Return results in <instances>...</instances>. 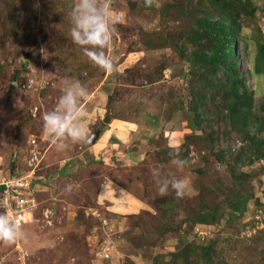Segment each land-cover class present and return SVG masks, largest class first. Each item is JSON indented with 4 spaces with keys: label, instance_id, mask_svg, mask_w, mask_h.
Masks as SVG:
<instances>
[{
    "label": "rangeland",
    "instance_id": "1",
    "mask_svg": "<svg viewBox=\"0 0 264 264\" xmlns=\"http://www.w3.org/2000/svg\"><path fill=\"white\" fill-rule=\"evenodd\" d=\"M214 1L237 14V78L209 65L220 44L196 27L218 15L209 0H111V73L73 43V0H0V183L39 177L27 239L0 242V264H264V0ZM69 80L89 91L93 133L121 122L116 165L139 215L96 200L102 168L87 164L89 145L57 150L43 134ZM173 152L188 161L182 198L161 196L153 177L175 171Z\"/></svg>",
    "mask_w": 264,
    "mask_h": 264
},
{
    "label": "clouds",
    "instance_id": "2",
    "mask_svg": "<svg viewBox=\"0 0 264 264\" xmlns=\"http://www.w3.org/2000/svg\"><path fill=\"white\" fill-rule=\"evenodd\" d=\"M151 0H145L150 6ZM70 36L73 43L81 49L83 55L105 72H116V57L111 54L113 37L117 31L111 9V0H73L69 14ZM89 96L87 87L79 80L66 82L62 95L54 108L43 115L42 132L49 137L57 150H63L69 142L91 144L92 136L85 126L87 109L84 101ZM169 163L175 171L160 165L153 170L158 193L167 195L174 191L178 198L190 195L191 180L186 175H178L188 164L179 152L169 153ZM13 181H8L11 189ZM9 192L0 194V206L6 204ZM26 232L21 223L0 211V242L15 243L25 241Z\"/></svg>",
    "mask_w": 264,
    "mask_h": 264
},
{
    "label": "crops",
    "instance_id": "3",
    "mask_svg": "<svg viewBox=\"0 0 264 264\" xmlns=\"http://www.w3.org/2000/svg\"><path fill=\"white\" fill-rule=\"evenodd\" d=\"M120 123L119 121H112L107 129L97 130L100 133L99 138L95 143L87 144L89 146L83 153L87 156V164L99 165L102 168L96 178L98 182L94 196L96 200L100 203H106L109 209L114 212H125L126 210L131 216H136L145 211V205L135 195L130 196L131 192L127 190L124 179L120 176L122 167L116 165V162L120 161V156L124 155V152L120 150L122 147L120 138L125 132L120 130L122 126ZM87 124L88 122L85 120V126L92 136L94 133ZM99 160L103 163L96 164Z\"/></svg>",
    "mask_w": 264,
    "mask_h": 264
},
{
    "label": "trees",
    "instance_id": "4",
    "mask_svg": "<svg viewBox=\"0 0 264 264\" xmlns=\"http://www.w3.org/2000/svg\"><path fill=\"white\" fill-rule=\"evenodd\" d=\"M210 3L214 6H217V17H202L196 24L198 31L208 38L214 39L220 44V53L216 55L214 59H212L209 65L222 66L225 63L229 65V70L236 75V78L239 77L238 69H239V59H237L236 45L238 43V31L239 28L236 24V16L237 14L228 8H224L223 6L228 3L219 4L218 1L209 0ZM215 3V4H214ZM264 62L261 61L260 64ZM258 67H260L258 65ZM258 73L261 74L260 69ZM239 80V79H238ZM239 86L243 87V98L241 100H247V98L251 99L250 94L244 83L238 81ZM243 102V101H242ZM241 102V103H242ZM264 159V154L261 156ZM260 158V157H258ZM212 220V216H209L208 219H202L198 221L199 224H210L208 220Z\"/></svg>",
    "mask_w": 264,
    "mask_h": 264
},
{
    "label": "built area",
    "instance_id": "5",
    "mask_svg": "<svg viewBox=\"0 0 264 264\" xmlns=\"http://www.w3.org/2000/svg\"><path fill=\"white\" fill-rule=\"evenodd\" d=\"M12 180L13 186L8 189V181ZM39 177L35 171H28L24 174L16 175L4 179L0 183V194L9 192L6 204L0 206V211L7 210V214L13 219L26 225L34 220L37 208L36 188L38 187Z\"/></svg>",
    "mask_w": 264,
    "mask_h": 264
},
{
    "label": "water",
    "instance_id": "6",
    "mask_svg": "<svg viewBox=\"0 0 264 264\" xmlns=\"http://www.w3.org/2000/svg\"><path fill=\"white\" fill-rule=\"evenodd\" d=\"M99 135H100L99 132H96L92 135V143L91 144L95 143V141L99 138Z\"/></svg>",
    "mask_w": 264,
    "mask_h": 264
}]
</instances>
